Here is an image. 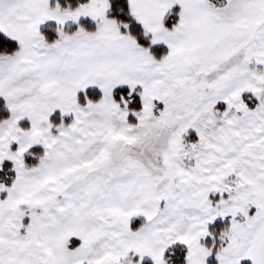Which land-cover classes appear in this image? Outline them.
<instances>
[{
	"label": "snow or ice",
	"instance_id": "1",
	"mask_svg": "<svg viewBox=\"0 0 264 264\" xmlns=\"http://www.w3.org/2000/svg\"><path fill=\"white\" fill-rule=\"evenodd\" d=\"M0 264H264V0H0Z\"/></svg>",
	"mask_w": 264,
	"mask_h": 264
}]
</instances>
